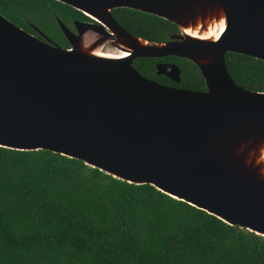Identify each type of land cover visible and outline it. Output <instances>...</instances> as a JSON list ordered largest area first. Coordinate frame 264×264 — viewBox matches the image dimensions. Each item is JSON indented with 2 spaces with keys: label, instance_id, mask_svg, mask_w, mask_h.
<instances>
[{
  "label": "water",
  "instance_id": "obj_1",
  "mask_svg": "<svg viewBox=\"0 0 264 264\" xmlns=\"http://www.w3.org/2000/svg\"><path fill=\"white\" fill-rule=\"evenodd\" d=\"M53 1L98 23L99 34L83 39L84 25L74 23V37L59 23L71 46L62 50L0 15V148L78 160L264 238V177L258 179L252 158L245 164L250 151H264V93L235 85L224 64L226 53L264 61V0ZM214 8L224 18L215 42L182 34L181 26L216 16ZM114 9L154 16L178 33L139 47L143 39L114 22ZM120 38L130 51L121 60L80 50V43L101 40L121 51L113 46L124 47ZM168 56L191 62L205 91L163 86L132 67L135 59ZM154 69L178 84L175 65L160 62Z\"/></svg>",
  "mask_w": 264,
  "mask_h": 264
},
{
  "label": "trees",
  "instance_id": "obj_2",
  "mask_svg": "<svg viewBox=\"0 0 264 264\" xmlns=\"http://www.w3.org/2000/svg\"><path fill=\"white\" fill-rule=\"evenodd\" d=\"M0 15L43 30L52 15L62 23L81 17L52 0H0ZM110 15L125 32L149 42L178 33L175 25L138 11ZM50 37L64 46L58 34ZM160 62L179 69L178 84L155 74ZM224 64L235 85L264 93V61L226 53ZM132 67L163 86L205 91L197 68L184 59L141 58ZM0 264H264V238L78 160L0 148Z\"/></svg>",
  "mask_w": 264,
  "mask_h": 264
},
{
  "label": "bare ground",
  "instance_id": "obj_3",
  "mask_svg": "<svg viewBox=\"0 0 264 264\" xmlns=\"http://www.w3.org/2000/svg\"><path fill=\"white\" fill-rule=\"evenodd\" d=\"M202 7L199 8L201 10ZM214 11L216 12V16L214 15L211 18H206L203 22L197 20L194 25L191 23L187 26H181L182 34L188 38H191L192 40H200V41H206V42H215L217 39L219 33L223 29L224 26V18L222 15V12L214 8ZM101 18H105L102 16ZM100 18V20H101ZM108 30V29H107ZM109 32V31H108ZM113 36L115 34L113 31H110ZM96 36V34L94 35ZM139 39V38H138ZM120 41L122 42L123 46H118L114 44L113 46L116 48H120L121 51L115 50L114 48L108 49L105 48V44H107L105 41L99 40L100 42L97 46L96 44H90L89 46H86L84 43H80V50L84 54H87L88 56L97 57L100 59H106V60H121L125 56H128L127 52H130L129 50H126V41L123 38H120ZM138 42L139 47H148V42ZM128 48V47H127ZM247 156V157H246ZM245 156V164L247 163L250 158L253 159L254 164H257L256 174L258 176V179H263L264 177V151H250L248 155Z\"/></svg>",
  "mask_w": 264,
  "mask_h": 264
},
{
  "label": "flooded vegetation",
  "instance_id": "obj_4",
  "mask_svg": "<svg viewBox=\"0 0 264 264\" xmlns=\"http://www.w3.org/2000/svg\"><path fill=\"white\" fill-rule=\"evenodd\" d=\"M57 3H59V2H57ZM59 4H61V3H59ZM61 5H64V4H61ZM65 6H67V5H65ZM67 7H69V6H67ZM69 8H71V7H69ZM80 15H81V17H79V19H71V20L67 21L66 23H62L55 16L52 15V21L49 22L50 26L46 30H43L42 28L38 27L36 24H34V23H32L26 19L22 20L23 27H20L16 24L10 22L6 18L5 19L7 21H9L10 23H12L13 25H15L16 27H18L24 33L29 34L32 37H35L39 41H42L44 43H50L54 46L59 47L62 50H69L71 48L70 43H68L67 40L65 39V37H64L60 27H59V23L68 31V33H70L74 37L77 36V31H76V28L74 26L75 25L74 23H80V24L84 25L83 29L84 28L85 29L84 30L82 29L81 37H83L85 34H87V30H90L89 33L92 35H95L96 33H98L97 29H95L93 26V25H98V23H96L95 21L88 18L86 15H84L82 13H80ZM102 29L104 31L108 32L107 28L102 27ZM50 34H58L62 38V42H63L64 46H60V45L56 44L55 41H53L51 39ZM105 48L112 49V46L110 43H107V44H105Z\"/></svg>",
  "mask_w": 264,
  "mask_h": 264
},
{
  "label": "rangeland",
  "instance_id": "obj_5",
  "mask_svg": "<svg viewBox=\"0 0 264 264\" xmlns=\"http://www.w3.org/2000/svg\"><path fill=\"white\" fill-rule=\"evenodd\" d=\"M89 31H90V30H87V34H85V35L83 36V39H85L88 35H90ZM85 41H86V40H85Z\"/></svg>",
  "mask_w": 264,
  "mask_h": 264
}]
</instances>
